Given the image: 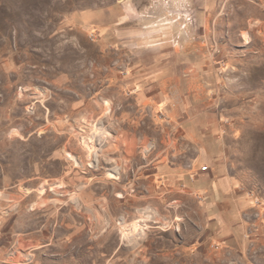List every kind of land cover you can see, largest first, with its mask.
<instances>
[{"label":"rangeland","instance_id":"obj_1","mask_svg":"<svg viewBox=\"0 0 264 264\" xmlns=\"http://www.w3.org/2000/svg\"><path fill=\"white\" fill-rule=\"evenodd\" d=\"M163 1L0 0V215L10 192L24 197L18 230L48 231L75 208L76 264H264V0H179L176 11ZM123 4L152 60L122 56ZM175 46L177 61L165 59ZM153 61L179 69L176 111L197 96L207 105L173 117L139 108L136 92L116 85ZM193 110L214 115L217 161L250 203L235 250L192 247L203 211L147 176L197 152L175 120ZM30 246L7 261L30 262Z\"/></svg>","mask_w":264,"mask_h":264},{"label":"crops","instance_id":"obj_2","mask_svg":"<svg viewBox=\"0 0 264 264\" xmlns=\"http://www.w3.org/2000/svg\"><path fill=\"white\" fill-rule=\"evenodd\" d=\"M164 2L167 1L164 0ZM170 2H173V5L169 10L176 11L179 0H170ZM121 8H123L121 41L126 46L122 56L130 57L133 50L132 53L138 54L135 61H141L140 58L143 54H145L143 58L152 60L153 58L146 55L149 50H154L153 48L147 49L149 42L143 40L141 35L137 37V40L132 41L131 39L133 32L130 31V21L128 19L126 21L124 15L127 12V17H130L129 12L133 10L132 5L123 4ZM111 31L114 32V30ZM112 38H114L113 35ZM134 43L137 45L135 48ZM161 54H166L165 59L167 60L177 61L176 46L165 49ZM132 71L134 74L130 75V79L124 80L123 78L122 84L116 86L128 87V90L133 89L136 92L139 108L158 106L162 109H170L173 117L178 111L183 115L189 108L194 109L207 105L197 96L194 101L195 105L179 104L176 111L177 96L175 94L178 87L177 76L179 75L176 63L172 68H159L155 61L150 62L149 65L143 62ZM180 72H187V70L181 69ZM192 115L175 120L176 123L182 125L185 145L197 152L192 158L183 162L155 163L147 176L150 177L153 186L167 188L169 192L171 189L183 188L203 211L207 221L206 228H203V239L198 243H192V247L195 245L204 247L218 245L223 250L241 248L245 243L243 235L246 230L245 226L243 227V214L250 203L242 198L239 187L227 175L224 166L222 165L221 168L217 161L222 151V145L214 115L205 111L195 114L194 110ZM204 166L209 168L201 172L200 168ZM18 197L20 196L17 192H10L5 196L6 202L10 204L6 207L7 212L0 215V264H19L7 261L9 259L7 257H10L12 252L17 255L18 251L22 255H26L20 249L21 242L31 245L28 249H32L30 254L34 259L31 258L30 262L20 264H76V251L80 254V241L83 234L76 209L74 208L71 214V221L67 222L65 214L61 222L57 221L58 223L56 222L57 224L48 231L43 229L41 231L40 228L35 230V227L18 230L17 226L22 216L18 206L24 200V197L21 200ZM95 232L96 230L90 224L88 233L90 238Z\"/></svg>","mask_w":264,"mask_h":264},{"label":"built area","instance_id":"obj_3","mask_svg":"<svg viewBox=\"0 0 264 264\" xmlns=\"http://www.w3.org/2000/svg\"><path fill=\"white\" fill-rule=\"evenodd\" d=\"M205 170H207V168L206 167H203L202 169H201V171L203 172V171H205Z\"/></svg>","mask_w":264,"mask_h":264}]
</instances>
